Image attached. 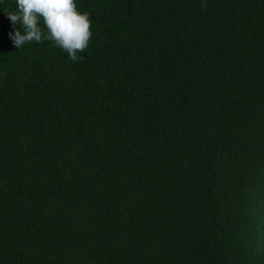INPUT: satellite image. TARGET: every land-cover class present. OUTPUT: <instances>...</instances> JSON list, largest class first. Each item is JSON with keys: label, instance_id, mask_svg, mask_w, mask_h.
I'll list each match as a JSON object with an SVG mask.
<instances>
[{"label": "trees", "instance_id": "trees-1", "mask_svg": "<svg viewBox=\"0 0 264 264\" xmlns=\"http://www.w3.org/2000/svg\"><path fill=\"white\" fill-rule=\"evenodd\" d=\"M76 4L73 62L0 0V264H264V0Z\"/></svg>", "mask_w": 264, "mask_h": 264}, {"label": "clouds", "instance_id": "clouds-1", "mask_svg": "<svg viewBox=\"0 0 264 264\" xmlns=\"http://www.w3.org/2000/svg\"><path fill=\"white\" fill-rule=\"evenodd\" d=\"M201 7H207L206 0H201ZM16 9L7 14L11 24L23 28V34L18 28L8 34L15 48L50 41L73 62L83 59L78 53L91 43L92 22L89 12L78 10L76 0H16Z\"/></svg>", "mask_w": 264, "mask_h": 264}]
</instances>
